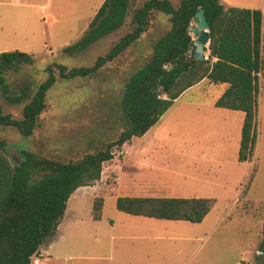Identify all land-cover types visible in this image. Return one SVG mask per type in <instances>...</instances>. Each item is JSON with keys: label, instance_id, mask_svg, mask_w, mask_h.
I'll list each match as a JSON object with an SVG mask.
<instances>
[{"label": "rangeland", "instance_id": "rangeland-1", "mask_svg": "<svg viewBox=\"0 0 264 264\" xmlns=\"http://www.w3.org/2000/svg\"><path fill=\"white\" fill-rule=\"evenodd\" d=\"M102 1L0 0V52L19 50L32 56V63L4 73L8 88L4 92L0 87L3 112L21 117L23 105L48 76V65H91L129 30L130 15L86 49L62 51L88 29ZM143 1L131 0L130 10ZM170 1L174 6L179 2ZM194 26L192 22L190 27ZM169 27L168 15L155 10L147 31L96 73L57 78L30 136L0 125L9 160L18 161L22 150L78 160L114 140L124 127L120 109L124 84ZM261 59L251 159H237L242 111L214 112L221 108L213 104L215 89L200 93V109L187 105L188 93L180 96L143 135L113 148L114 156L103 163L98 180L73 191L54 233L40 244L32 263L264 264V39ZM21 89L23 100L9 101L8 96ZM118 196L206 197L212 205L200 222H191L120 211ZM95 199L102 202L99 219L92 217Z\"/></svg>", "mask_w": 264, "mask_h": 264}, {"label": "trees", "instance_id": "trees-1", "mask_svg": "<svg viewBox=\"0 0 264 264\" xmlns=\"http://www.w3.org/2000/svg\"><path fill=\"white\" fill-rule=\"evenodd\" d=\"M130 2L103 0L83 35L62 49L67 54L82 51L117 30L130 15L129 30L91 65H48V76L23 105L20 118L3 112L0 107V125L12 126L22 136H30L45 108L47 91L57 78L71 79L96 73L147 31L155 10L168 15L170 27L154 41L148 60L132 72L124 84L120 99L124 127L114 140L78 160H56L22 150L19 160L11 162L5 152V140L0 139V264H33L32 257L45 238L54 233L73 191L98 180L103 163L114 156V147L120 148L133 136L143 135L186 88L203 77L213 83L228 84L214 106L243 112L237 159L245 161L253 155L262 70L261 11L237 6L225 8L219 0H179L176 6L170 0H144L132 10ZM199 8L204 9L209 23V43L204 48L208 56L202 60L193 56V38L188 30ZM30 63L29 53L0 52V87L4 92L8 88L6 70ZM24 97L21 89L8 99L18 103ZM211 205L212 199L206 197L116 198V208L129 214L191 222H200ZM101 209V200L95 199L93 219L101 217Z\"/></svg>", "mask_w": 264, "mask_h": 264}, {"label": "crops", "instance_id": "crops-1", "mask_svg": "<svg viewBox=\"0 0 264 264\" xmlns=\"http://www.w3.org/2000/svg\"><path fill=\"white\" fill-rule=\"evenodd\" d=\"M219 1L225 8L228 6H237V7L251 8V9H259L262 13V33H263L262 43H263V39H264V0H219ZM192 22L193 21L191 20L190 25L192 24ZM206 50L207 49L204 50V59H206L208 56V53L205 54ZM227 86H228L227 83H223V82L222 83H213V82L209 81V79L207 77H203L199 81L192 84L190 87L186 88L174 100V102H176L180 96H183V95L188 93L189 94V100H188L187 105H193L196 109H200V105H199L200 102H198V100L201 97L200 93L203 94L207 90V88H210L211 90L215 89L216 90V96L218 98L224 92V90L226 89ZM195 95H197V96L199 95V98H195ZM217 98H215V100ZM213 104H214V102H213ZM217 110H223L224 113L227 115L230 113L233 114L234 112H240V110H231V109H227V108H215L214 112H216ZM242 120H243V115H239L238 125L240 128H241Z\"/></svg>", "mask_w": 264, "mask_h": 264}, {"label": "water", "instance_id": "water-1", "mask_svg": "<svg viewBox=\"0 0 264 264\" xmlns=\"http://www.w3.org/2000/svg\"><path fill=\"white\" fill-rule=\"evenodd\" d=\"M192 21L195 23V26L189 27L188 30L195 35V39L192 41L194 46L193 56L196 60H202L204 59V48L209 43V23L205 17L203 8H199L194 13Z\"/></svg>", "mask_w": 264, "mask_h": 264}]
</instances>
